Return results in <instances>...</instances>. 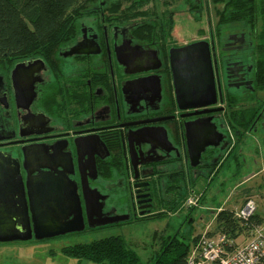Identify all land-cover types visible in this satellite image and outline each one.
I'll list each match as a JSON object with an SVG mask.
<instances>
[{
    "label": "flooded vegetation",
    "instance_id": "obj_1",
    "mask_svg": "<svg viewBox=\"0 0 264 264\" xmlns=\"http://www.w3.org/2000/svg\"><path fill=\"white\" fill-rule=\"evenodd\" d=\"M110 2L98 1L95 10L89 5L70 36L45 57L17 59L9 66L0 63V152L19 161L25 179L24 150L33 144L46 156L50 147L59 150L63 154L50 164L58 161L60 169L71 170L69 177L80 195V181L87 178L89 186L105 197L103 218L120 216L109 223L118 225L166 211L156 209L154 186L161 183L164 188V177L176 171L170 168L187 169L195 191L197 179L205 185L213 174L211 168L225 160L234 130L264 133V72L257 62L261 56L257 24L223 23L215 35L210 31L208 39L192 41L209 43L217 99L209 107L214 111L180 110L169 61V51L177 45L164 46L153 30L138 36L139 20H116ZM77 44L80 52L73 50ZM155 57L156 68L152 67ZM34 59L42 61L38 70H16L20 91L28 86L32 90L30 100L25 95L18 100L13 70ZM244 114H251L252 122L242 120ZM206 118L209 121L203 125L214 124L221 139L216 146L208 145L192 166L185 124ZM45 160L38 156L26 166L31 169ZM161 196L159 206H163Z\"/></svg>",
    "mask_w": 264,
    "mask_h": 264
},
{
    "label": "rangeland",
    "instance_id": "obj_2",
    "mask_svg": "<svg viewBox=\"0 0 264 264\" xmlns=\"http://www.w3.org/2000/svg\"><path fill=\"white\" fill-rule=\"evenodd\" d=\"M97 2L90 4V8L95 10ZM224 3L215 4L211 0H153L149 5L154 4L156 15L137 19L140 23L135 25V31L138 36L144 34L143 37L146 33L155 31L164 40V46L168 43L180 46L203 37L208 39L210 31L214 35L217 32L220 19L218 13ZM120 5H123V1ZM85 14L83 12L77 18ZM209 19L211 26L208 24ZM257 26L260 31L262 27L260 22ZM71 31L70 27L61 42L67 39ZM244 115L242 120L252 122L251 114ZM228 123L235 124L231 116L228 117ZM232 135L225 160L211 168L213 174L208 180L206 178L205 185L199 182V178L197 179L195 191L192 174L187 169L168 170L176 171L175 174L164 177V188H161V183L154 186V194L157 193L155 203H161L160 197L163 195V206L156 203L159 212L166 210L158 213L160 215L134 219V222L118 225L90 226L86 222L81 231L44 239L0 242V264H78L77 258L63 254L61 248L115 234H122L129 240L130 246L135 249L140 260L146 262L151 254V242L156 243L152 234L163 231L166 227H168L166 233L172 235L184 225L185 231L190 235L183 241L190 245L193 234L213 229L216 214L222 209H231L235 213L240 206L244 209L248 201L252 200L255 208L245 218H249L256 211L264 218V133L234 130ZM247 187L253 189L252 193H248ZM258 188L260 189L257 190ZM188 215L190 222L186 218ZM262 226L256 229L264 230ZM249 238L239 236L236 241L242 243ZM86 262L93 264L89 261L83 263Z\"/></svg>",
    "mask_w": 264,
    "mask_h": 264
},
{
    "label": "water",
    "instance_id": "obj_3",
    "mask_svg": "<svg viewBox=\"0 0 264 264\" xmlns=\"http://www.w3.org/2000/svg\"><path fill=\"white\" fill-rule=\"evenodd\" d=\"M73 50L80 52V45L77 44ZM118 58L120 62L124 63V58L119 56ZM169 61L179 109H197L194 114L214 111L209 107L217 101L209 43L196 41L172 47L169 51ZM153 62L155 63L152 67H158L159 63L156 57ZM26 64L27 66H25ZM41 65V60L34 59L15 66L12 80L18 100L23 95L30 100L32 90L28 86L23 92L20 91L15 75L17 68L22 67V70L27 72L32 69L38 70ZM35 72L37 71L35 70ZM141 81L144 80L141 79ZM201 108L203 109L198 110ZM203 121H209V118L185 124L187 154L192 166L198 164L201 153L208 145L216 146L221 139L214 124L205 122L203 125ZM201 137L205 139L202 140ZM51 148L47 156L39 146L34 144L29 150H24L22 167L28 173L25 179L20 174L19 161L0 152L1 242L54 237L67 232L81 231L86 222L90 226H98L121 218L120 216L103 218L101 200H104V196L100 195L96 189L90 188L87 178L80 181V195L77 191V183L69 177L71 170L60 169L62 163L58 161L50 164L51 161L63 154L59 150L51 151ZM30 149H32L31 153ZM38 156H44L46 160L32 166L33 169L28 168L26 161L36 159ZM79 170H82V167H79ZM38 176L41 177L36 179L35 177ZM96 210L97 212H95Z\"/></svg>",
    "mask_w": 264,
    "mask_h": 264
},
{
    "label": "trees",
    "instance_id": "obj_4",
    "mask_svg": "<svg viewBox=\"0 0 264 264\" xmlns=\"http://www.w3.org/2000/svg\"><path fill=\"white\" fill-rule=\"evenodd\" d=\"M97 1L0 0V63L9 66L17 59L45 57L59 46L71 27L72 31L67 37L70 36L77 17ZM121 1L123 5H120ZM211 1L215 4L225 2L218 13L219 25L226 23L225 26H237V23L246 22L256 25L260 22L263 28L258 32V53H261V56H258L257 62L264 72V0ZM152 2L153 0H111L110 10L117 12L116 20H137L156 15L154 4L149 5ZM219 25L217 24V32ZM263 221L264 218L258 211L247 219H240L235 216L234 210L222 209L216 214L213 229L205 235L223 233L236 240L239 236L247 238L252 236L254 229L262 226ZM167 228L156 232V243H151V254L146 262L140 260L129 240L122 234L64 246L61 252L77 258L80 262L89 261L93 264H187L189 251L191 248H198L203 232L193 234L188 245L183 241L190 235L185 231L184 225L172 235L166 233Z\"/></svg>",
    "mask_w": 264,
    "mask_h": 264
},
{
    "label": "built area",
    "instance_id": "obj_5",
    "mask_svg": "<svg viewBox=\"0 0 264 264\" xmlns=\"http://www.w3.org/2000/svg\"><path fill=\"white\" fill-rule=\"evenodd\" d=\"M254 208V201L250 200L244 209L238 210L237 215L245 218ZM206 232L202 233L198 248L189 251L187 264H264V230L255 229L252 236L242 243L223 233L206 236Z\"/></svg>",
    "mask_w": 264,
    "mask_h": 264
},
{
    "label": "crops",
    "instance_id": "obj_6",
    "mask_svg": "<svg viewBox=\"0 0 264 264\" xmlns=\"http://www.w3.org/2000/svg\"><path fill=\"white\" fill-rule=\"evenodd\" d=\"M264 151V150H263ZM226 170H227V168H226ZM258 173V172H257ZM90 188H92V187H90ZM93 189V188H92ZM260 188H258L257 190H259ZM247 191H248V193H252V191H253V189L251 188V187H247ZM97 192H99V191H97ZM255 192V191H254ZM259 198H261V196H259ZM104 199H105V197H104ZM102 201V200H101ZM241 207V206H240ZM102 212H103V210H102ZM109 224V223H108ZM106 225V224H105ZM263 228H264V225L262 226ZM155 232L152 234V238L154 237V239H155ZM60 235H62V234H60ZM58 236V235H57ZM48 238H50V237H48ZM32 239H34V238H32ZM44 239V238H43ZM31 240V239H30ZM13 241H22V240H13ZM27 241V240H26ZM152 241V240H151ZM1 242V241H0ZM5 242H11V241H5ZM152 243V242H151ZM79 263L78 264H88V262H86V263H83L84 261H82V262H80V261H78Z\"/></svg>",
    "mask_w": 264,
    "mask_h": 264
},
{
    "label": "clouds",
    "instance_id": "obj_7",
    "mask_svg": "<svg viewBox=\"0 0 264 264\" xmlns=\"http://www.w3.org/2000/svg\"><path fill=\"white\" fill-rule=\"evenodd\" d=\"M242 207V206H241ZM239 210V209H238ZM236 217L240 218V219H246V218H243V217H240L237 215V212L234 213ZM253 234V233H252Z\"/></svg>",
    "mask_w": 264,
    "mask_h": 264
},
{
    "label": "bare ground",
    "instance_id": "obj_8",
    "mask_svg": "<svg viewBox=\"0 0 264 264\" xmlns=\"http://www.w3.org/2000/svg\"><path fill=\"white\" fill-rule=\"evenodd\" d=\"M251 196H252V194H251Z\"/></svg>",
    "mask_w": 264,
    "mask_h": 264
}]
</instances>
